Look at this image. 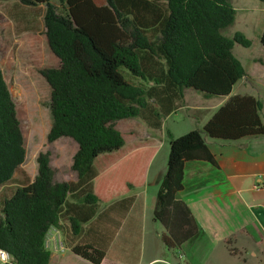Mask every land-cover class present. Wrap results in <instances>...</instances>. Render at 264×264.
Returning <instances> with one entry per match:
<instances>
[{
  "label": "trees",
  "instance_id": "obj_1",
  "mask_svg": "<svg viewBox=\"0 0 264 264\" xmlns=\"http://www.w3.org/2000/svg\"><path fill=\"white\" fill-rule=\"evenodd\" d=\"M19 1L44 8V33L60 62L41 70L51 88L47 139L68 137L77 144L71 164L76 179L55 181L47 153L39 154L33 180L15 178L27 152L0 67V189L16 183L11 194L0 196V249L15 264H55L45 240L51 227H60L75 255L101 264L109 245L105 238L113 236L112 229L100 230L101 224L114 223L116 212L122 220L133 201L132 196L115 200L122 195L106 199L103 190L119 182L124 194L134 184L120 181L114 171L98 180L104 169L95 160L125 145L117 121L138 117L149 128L161 129L164 119L184 106L187 90L228 98L201 129L171 138L153 219L166 228L163 242L170 249L201 237L200 224L179 197L185 163L217 165L207 138L238 142L264 137L261 100L231 95L247 75L234 46L250 47L252 41L241 32L224 33L236 17L230 0ZM260 41L264 47V29ZM133 158L137 166L127 174L137 171L139 156ZM94 232L104 237L101 244L87 242L98 238Z\"/></svg>",
  "mask_w": 264,
  "mask_h": 264
},
{
  "label": "crops",
  "instance_id": "obj_2",
  "mask_svg": "<svg viewBox=\"0 0 264 264\" xmlns=\"http://www.w3.org/2000/svg\"><path fill=\"white\" fill-rule=\"evenodd\" d=\"M246 71L247 75L234 86L231 95L240 94L237 88L246 90L252 85V74ZM193 93L195 98L190 102L186 94L184 106L164 119L161 129L147 126L150 131L127 119L133 143L129 151L100 173L98 180L114 171L120 181H131L134 188L115 200L132 196L133 201L122 220L119 221L116 212L114 223L101 224L100 230H113V236L105 238L109 245L101 264H264V137L238 142L207 138L217 165L202 160L185 163L179 197L200 224L201 237L181 248L170 249L163 242V237L168 235L166 228L153 219L156 195L167 169L169 143L172 137L181 135L168 127V121L180 111H187L191 118L198 120V129H201L228 98L202 95L207 101L218 99L210 103L199 101L196 92ZM244 94L261 100L264 121V92L258 96ZM143 151L148 153L144 174L127 177V172L137 166L132 156H140ZM97 232L94 234L98 238H89V244L103 242L104 237ZM47 236L56 238L49 247L53 263L92 264L71 251L72 245L61 228L51 227ZM61 241L68 249L56 251Z\"/></svg>",
  "mask_w": 264,
  "mask_h": 264
},
{
  "label": "rangeland",
  "instance_id": "obj_3",
  "mask_svg": "<svg viewBox=\"0 0 264 264\" xmlns=\"http://www.w3.org/2000/svg\"><path fill=\"white\" fill-rule=\"evenodd\" d=\"M96 1L106 2V0ZM230 3L236 9V17L234 24L224 29V33L233 36L236 32H241L252 41L250 47L236 44L233 49L234 54L252 74V85H249L246 90L237 88L236 91L240 94L251 93L258 96L264 92V47L260 41L264 29V2L230 0ZM43 11V7H28L19 0H0V67L17 107L27 152L26 161L17 171L15 178L33 180L37 174L39 154L47 153L50 165L55 171V181H71L76 179V173L72 170L71 164L77 144L68 137L54 142H49L47 139L51 126L49 107L51 88L42 76L41 70L58 67L60 62L48 46L44 33ZM193 92L196 91H186L185 102L186 94L190 102L195 98ZM196 94L199 101L215 103L218 100L207 101L201 93L196 92ZM129 119L132 123L142 124L152 131L140 118ZM126 123L127 119L116 122L117 128L126 135L125 145L117 151L100 155L95 160L96 167L106 169L129 151L133 139L129 133L130 126ZM198 125V120L191 118L187 111H180L168 121V127L181 135L198 129ZM142 139H146L145 133ZM146 154L148 153L143 151L139 156L136 173H128L131 177L135 178L141 175V172L144 174L145 170L142 168H145L147 164ZM15 184L0 189V196L11 194ZM120 185L116 182V184L112 183L111 188H105L103 195L106 199L122 195ZM105 205L103 204L102 208Z\"/></svg>",
  "mask_w": 264,
  "mask_h": 264
},
{
  "label": "built area",
  "instance_id": "obj_4",
  "mask_svg": "<svg viewBox=\"0 0 264 264\" xmlns=\"http://www.w3.org/2000/svg\"><path fill=\"white\" fill-rule=\"evenodd\" d=\"M58 232L61 233V231H58ZM55 240H56L55 236L46 235V240H45L46 247L49 249V247H51V242H54ZM67 249L68 247L65 246V244L62 241L57 247H55L56 251H65ZM0 264H15L13 257L7 251L3 249H0Z\"/></svg>",
  "mask_w": 264,
  "mask_h": 264
}]
</instances>
